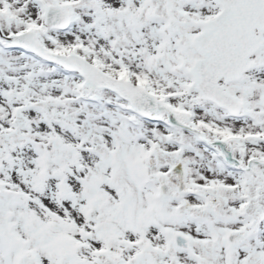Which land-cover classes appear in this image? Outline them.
<instances>
[{"label":"snow or ice","instance_id":"6c2138e0","mask_svg":"<svg viewBox=\"0 0 264 264\" xmlns=\"http://www.w3.org/2000/svg\"><path fill=\"white\" fill-rule=\"evenodd\" d=\"M0 264H264V0H0Z\"/></svg>","mask_w":264,"mask_h":264}]
</instances>
